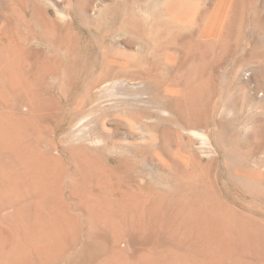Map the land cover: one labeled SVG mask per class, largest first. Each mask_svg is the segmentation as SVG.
<instances>
[{
	"label": "rangeland",
	"instance_id": "374dc122",
	"mask_svg": "<svg viewBox=\"0 0 264 264\" xmlns=\"http://www.w3.org/2000/svg\"><path fill=\"white\" fill-rule=\"evenodd\" d=\"M0 72V264H264V0H0Z\"/></svg>",
	"mask_w": 264,
	"mask_h": 264
},
{
	"label": "bare ground",
	"instance_id": "6f19581e",
	"mask_svg": "<svg viewBox=\"0 0 264 264\" xmlns=\"http://www.w3.org/2000/svg\"><path fill=\"white\" fill-rule=\"evenodd\" d=\"M212 15V14H211ZM218 27H219V25H218ZM12 52V51H11ZM14 57V56H13ZM1 73V72H0ZM108 85V84H107ZM206 130V129H205ZM196 131V130H195ZM197 132V131H196ZM208 133V132H207ZM196 134V133H195ZM194 134V135H195ZM202 134V133H201ZM198 136L200 137V135L198 134ZM12 137V136H11ZM201 138V137H200ZM205 138V137H204ZM3 142V141H2ZM12 143V142H11ZM14 144V143H13ZM14 147V146H13ZM28 152V151H27ZM23 157V156H22ZM22 159V158H21ZM37 159V158H36ZM36 161V160H35ZM20 163V162H19ZM22 163V162H21ZM24 163V162H23ZM32 166H33V161H32V163H30ZM237 166V165H236ZM238 167H240V166H238ZM34 168V167H33ZM239 169V168H238ZM17 170V169H16ZM42 172V171H41ZM242 172V171H241ZM241 174V173H240ZM240 174H238L239 176H240ZM241 176H245V175H241ZM238 177V176H237ZM242 178V177H241ZM235 180V179H234ZM50 182V181H49ZM46 192V191H45ZM125 195V194H124ZM129 202V201H128ZM114 206H116V205H114ZM151 214V213H150ZM39 215V214H38ZM37 217V216H36ZM39 217V216H38ZM42 218V217H41ZM169 220V219H168ZM36 221V220H35ZM205 221V220H204ZM205 224V223H204ZM54 225V224H53ZM216 225V224H215ZM46 228H49V227H46ZM52 228V227H51ZM203 228V227H202ZM54 231V230H53ZM72 234V233H71ZM12 241V240H11ZM29 251V250H28ZM49 250H47V249H44V250H40V251H37V252H35L34 251V254H35V256L38 258V259H41V257L46 253V254H48L49 252H48ZM30 254V253H29ZM32 255V254H31ZM20 256H21V254H20ZM41 256V257H40ZM33 258H34V256H32ZM34 260H36V258L34 259ZM31 263V260H30V258L27 256V257H24L23 256V258L22 259H15L13 262H12V264H30ZM32 264V263H31Z\"/></svg>",
	"mask_w": 264,
	"mask_h": 264
}]
</instances>
